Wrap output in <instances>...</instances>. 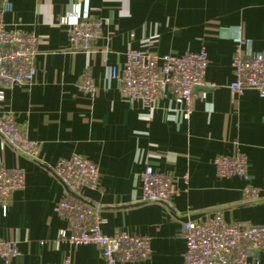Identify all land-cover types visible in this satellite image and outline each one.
<instances>
[{"label":"crops","instance_id":"0c3cea01","mask_svg":"<svg viewBox=\"0 0 264 264\" xmlns=\"http://www.w3.org/2000/svg\"><path fill=\"white\" fill-rule=\"evenodd\" d=\"M73 12L102 21L90 53L71 49L68 26L59 22ZM0 20L7 30L39 38L33 83L5 90L0 105L40 148L32 159L0 137L5 165L25 172V187L11 193L5 211L0 205V239L16 241L19 250L9 264L56 263L67 254L72 264H105L94 244L59 240L61 230L70 234L69 219L54 211L62 198L96 208L105 234L150 238L148 259L117 264H183L182 223L215 210L226 223L264 224V198L246 201L242 194L250 184L264 196V98L251 88L238 95L229 89L235 28L264 55V0H0ZM147 39L158 55L205 48L204 79L213 86L194 90L189 118L173 99L149 109L107 79L126 51ZM84 74L99 87L92 95L78 87ZM236 150L246 155L247 181L216 174L213 159ZM72 154L97 164L99 190L83 188L73 197L54 176L55 163ZM147 163L173 176L178 193L167 202L138 201ZM253 258L264 264V250Z\"/></svg>","mask_w":264,"mask_h":264},{"label":"built area","instance_id":"2783aa9c","mask_svg":"<svg viewBox=\"0 0 264 264\" xmlns=\"http://www.w3.org/2000/svg\"><path fill=\"white\" fill-rule=\"evenodd\" d=\"M59 22L68 26L70 47L85 53L93 51V42L102 34V21L82 19L77 12L64 14ZM234 49L231 58L233 81L229 84L232 95L251 88L264 98V55L253 52L251 40L241 28L233 30ZM39 38L21 30H7L0 20V105L4 91L14 86L33 83L37 68ZM151 40H143L138 49L129 48L120 67L110 68L108 80H115L122 97L138 100L154 109L161 100L173 99L182 117L189 118L193 109L194 89L213 86L204 79L207 54L205 48L182 55H158L151 50ZM85 94L98 90L94 78L84 74L78 84ZM0 137L3 143L29 158L35 159L39 142L29 139L14 121L11 112L0 111ZM216 174L220 177L237 176L249 179L246 155L236 150L231 155L213 159ZM52 173L68 192L77 194L83 188L100 189V172L96 163L79 154L59 159ZM187 176H185V179ZM140 202H167L178 193L173 176L155 170L147 163L139 174ZM25 187V172L21 167L9 168L0 158V205L6 210L11 193ZM246 201L256 202L264 196L260 188L246 184L242 190ZM56 214L69 219L70 234L59 232V240L72 246L94 244L105 264H117L150 257L148 236L116 231L105 234L102 219L96 208L74 198H62L54 205ZM181 234L185 241L183 264H258L253 258L256 251L264 250V224L226 223L221 210H215L205 220H187L182 223ZM19 254L17 242L0 239V260L9 264ZM46 264H72L67 254L60 262Z\"/></svg>","mask_w":264,"mask_h":264},{"label":"water","instance_id":"95a60500","mask_svg":"<svg viewBox=\"0 0 264 264\" xmlns=\"http://www.w3.org/2000/svg\"><path fill=\"white\" fill-rule=\"evenodd\" d=\"M198 87H195V89L194 90H196ZM71 195L73 196V197H76V195L74 194V193H71Z\"/></svg>","mask_w":264,"mask_h":264}]
</instances>
